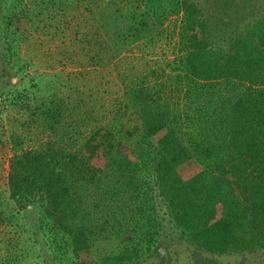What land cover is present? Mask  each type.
Instances as JSON below:
<instances>
[{
  "label": "trees",
  "instance_id": "1",
  "mask_svg": "<svg viewBox=\"0 0 264 264\" xmlns=\"http://www.w3.org/2000/svg\"><path fill=\"white\" fill-rule=\"evenodd\" d=\"M3 2L0 109L12 111L0 141H10L13 205L0 221L34 212L45 264H264V0H38L94 66L158 38L180 12L170 74L156 87L123 83L101 118L82 108L83 91L69 102L56 93V72H27L8 36L19 4ZM71 9L89 20L72 27Z\"/></svg>",
  "mask_w": 264,
  "mask_h": 264
},
{
  "label": "rangeland",
  "instance_id": "2",
  "mask_svg": "<svg viewBox=\"0 0 264 264\" xmlns=\"http://www.w3.org/2000/svg\"><path fill=\"white\" fill-rule=\"evenodd\" d=\"M9 2L10 0H4L3 3ZM15 2L19 6L14 9L10 25L14 33L8 34L15 39L12 46L14 55L21 63L26 64L29 74L56 72L57 75L54 77L59 82L56 93L68 96V102L74 100L78 91H83L85 103L82 108L91 110L93 115L102 117V114L110 107L112 98L121 93L123 83H132L141 79L144 84L156 87L157 81L162 82L164 76L170 74L169 70L171 71L172 66L170 61H173L172 57L177 53L176 31L180 12H172L162 19L158 38L150 41L144 39L132 41L124 46L120 55L109 63L94 66L86 63L87 59L79 54L76 40L70 38L74 37L70 27L64 24L58 27L51 25L50 22L55 24L56 21L45 13V6L41 5L43 3L38 4V0H15ZM116 4L120 5V3ZM6 7L1 6L0 9V54H2L3 34L7 31V28L3 26L5 18L2 19ZM53 13L54 11L51 10L50 14ZM66 13L65 18L76 14V18L71 20V26L75 24V21L83 22L80 17L89 18L86 10L71 9ZM62 16L64 15L57 13V17ZM67 49L70 50V56L63 54ZM107 56H109L108 53H102V58ZM9 111L6 106L0 109V119L5 121L4 125L8 123ZM23 132L28 134L30 130L24 128ZM34 134L32 133L33 136ZM38 137L41 139L44 136H40L39 133ZM7 139L6 143L0 141V210L2 214L13 205L12 202L8 205L6 201L4 184V175L7 171L6 158L11 153L10 141ZM27 140L29 143L24 142L23 146L33 147L39 141L31 142L29 138ZM162 210L163 208L158 207L157 212L158 217H163L159 218L163 225L161 235L164 238L170 234L171 227L165 222L167 218ZM21 213L14 212L13 221L18 224L13 222L7 224L6 220L0 221V264H45V257L49 259L51 256L50 251L41 244L45 235L41 231H37L35 236L30 235V230L33 228L32 222L36 221L34 212H25L23 215ZM34 237L37 240H34ZM159 250L162 251V249ZM37 253L38 256L34 257L33 255ZM260 257L264 260V255Z\"/></svg>",
  "mask_w": 264,
  "mask_h": 264
}]
</instances>
